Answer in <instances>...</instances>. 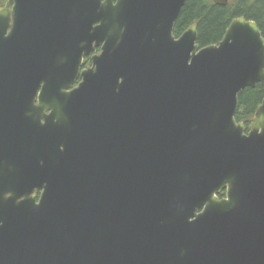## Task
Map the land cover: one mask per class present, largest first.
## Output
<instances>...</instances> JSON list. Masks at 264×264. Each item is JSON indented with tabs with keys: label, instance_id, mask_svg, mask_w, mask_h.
Listing matches in <instances>:
<instances>
[{
	"label": "water",
	"instance_id": "95a60500",
	"mask_svg": "<svg viewBox=\"0 0 264 264\" xmlns=\"http://www.w3.org/2000/svg\"><path fill=\"white\" fill-rule=\"evenodd\" d=\"M187 1L0 7V264H264V37L177 38Z\"/></svg>",
	"mask_w": 264,
	"mask_h": 264
},
{
	"label": "trees",
	"instance_id": "16d2710c",
	"mask_svg": "<svg viewBox=\"0 0 264 264\" xmlns=\"http://www.w3.org/2000/svg\"><path fill=\"white\" fill-rule=\"evenodd\" d=\"M238 17L254 21L264 37V0H231L227 6L215 5L211 0H188L176 20L173 34L178 38L196 22V43L200 48L215 45L222 40L230 22ZM263 99L264 81L239 93L235 120L244 124L246 132ZM219 197L224 198L225 191Z\"/></svg>",
	"mask_w": 264,
	"mask_h": 264
},
{
	"label": "flooded vegetation",
	"instance_id": "af4514ba",
	"mask_svg": "<svg viewBox=\"0 0 264 264\" xmlns=\"http://www.w3.org/2000/svg\"><path fill=\"white\" fill-rule=\"evenodd\" d=\"M5 5V4H4ZM100 53V47L97 48L96 50V54H99ZM91 57L90 56H85L83 57V60H82V65L80 67V70H79V73L75 79V82L74 84L70 87V89L68 90H72L73 88H75L80 82H81V76H80V73L83 71V70H87L88 68H90L92 65H91ZM50 113V111H47L46 112V115H48ZM43 193V190H39V189H36L34 190V192L32 193V196H34L35 198V201L38 202L41 195ZM220 198V197H219ZM221 199V198H220Z\"/></svg>",
	"mask_w": 264,
	"mask_h": 264
},
{
	"label": "rangeland",
	"instance_id": "374dc122",
	"mask_svg": "<svg viewBox=\"0 0 264 264\" xmlns=\"http://www.w3.org/2000/svg\"><path fill=\"white\" fill-rule=\"evenodd\" d=\"M7 0H0V7H2L5 3H6Z\"/></svg>",
	"mask_w": 264,
	"mask_h": 264
},
{
	"label": "bare ground",
	"instance_id": "6f19581e",
	"mask_svg": "<svg viewBox=\"0 0 264 264\" xmlns=\"http://www.w3.org/2000/svg\"><path fill=\"white\" fill-rule=\"evenodd\" d=\"M3 6H4V5H3ZM3 6H2V7H3Z\"/></svg>",
	"mask_w": 264,
	"mask_h": 264
}]
</instances>
